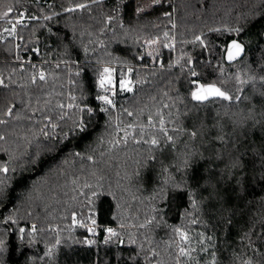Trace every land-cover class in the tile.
<instances>
[{
    "label": "trees",
    "instance_id": "16d2710c",
    "mask_svg": "<svg viewBox=\"0 0 264 264\" xmlns=\"http://www.w3.org/2000/svg\"><path fill=\"white\" fill-rule=\"evenodd\" d=\"M9 8L0 264H264V0H0ZM233 39L246 52L229 64ZM104 64L119 78L134 66L117 110L96 98ZM210 84L234 99L192 98Z\"/></svg>",
    "mask_w": 264,
    "mask_h": 264
},
{
    "label": "snow or ice",
    "instance_id": "6c2138e0",
    "mask_svg": "<svg viewBox=\"0 0 264 264\" xmlns=\"http://www.w3.org/2000/svg\"><path fill=\"white\" fill-rule=\"evenodd\" d=\"M78 7L83 8V7H86V5H78ZM74 10L75 9H66V11H74ZM12 12H13V9L9 8L3 14V16H0V19H3L4 17L9 16ZM9 23L12 26H11L10 29L6 28L5 31L9 32L10 35H14L15 32H16V26L24 23V13H19V16L15 20V22L13 23L12 21H9ZM197 40H200V38L197 37ZM200 42L203 44V40H200ZM243 51H244L243 44L238 42L237 40H232L231 44L229 45V47L227 49V59L229 61H233V60L237 59L238 57H240V55L243 53ZM149 55H151V53H149ZM129 71H131V69H129ZM192 75L195 76L196 73L193 72ZM44 78H45L44 74L41 73L40 74V79L43 80ZM237 79H239V77H237ZM97 83H98L99 89L105 94L104 95H98L96 98L99 101H101L103 103V105L115 107L114 101L112 99V97L116 95V83H115V81L113 79V70L105 67L103 69V71L99 74V78H98ZM241 83H244V81H241ZM0 84H3V80H0ZM119 88H120L121 91H132V80L130 78H121L119 80ZM107 93H111V96L108 95ZM191 95H192V98L194 100L201 101V102L208 100L210 97H217V98H220V99H223V100H227V101H232L234 99V97L229 95L228 92L221 90V88L217 87L215 84H210V85H207V86L199 85L197 87V90L193 91L191 93ZM72 99L75 100L76 98L73 96ZM235 99L239 100L240 97H235ZM61 107H63V105H61ZM68 107L72 108V107H74V105L69 104ZM80 111L81 112L91 113L92 112V108H90V107H82V108H80ZM100 111L107 112L108 108L107 107L101 108ZM11 112H12V109L9 108L8 111H7V115H11ZM128 115L131 116L132 113L128 112ZM4 122L5 121H0V123H4ZM150 123H151V121H150ZM160 123H161V131L165 134V136H167V140L169 142H172V139H173L172 136L168 135V130L163 127L164 121L161 120ZM76 126L81 132H83L87 128V123H86V121H84L81 118ZM52 127L55 128L56 125H52ZM129 127H132V126L129 125ZM41 131H43V129ZM174 131H175V129H174ZM44 134L48 135L47 132H44ZM191 135L195 136L196 133L193 132ZM126 138H127V134L125 136V139ZM0 139H3V137L0 136ZM117 143H119V141H117ZM151 144L155 146V145L158 144V141L155 138H153L151 140ZM8 171H9V168L7 166L0 168V172H3L5 174ZM0 183H2V182H0ZM86 186L90 187V185H86ZM94 195H95V193H94ZM193 204H195L194 201H193ZM92 223L95 224V220H93ZM141 227H143V225H141ZM32 230L35 231V226L34 225L32 227ZM20 231L23 232L24 229H21ZM89 231L91 232V231H93V229L89 228ZM176 231L179 233V235L181 236V238L183 240L186 241L188 239L186 233L180 231V229H177ZM108 232L112 233L113 235L115 234V233H113L112 229H108ZM0 251H2V248H0ZM180 255L181 256H187V255H189V253L186 252L185 249L181 248L180 249ZM213 264H215V261H213Z\"/></svg>",
    "mask_w": 264,
    "mask_h": 264
},
{
    "label": "rangeland",
    "instance_id": "374dc122",
    "mask_svg": "<svg viewBox=\"0 0 264 264\" xmlns=\"http://www.w3.org/2000/svg\"><path fill=\"white\" fill-rule=\"evenodd\" d=\"M19 16V15H18ZM11 28V27H10ZM10 28H7V29H10ZM6 35H10L9 34V32H7L6 33ZM175 43H176V41L174 40V39H171L170 40V42L168 43V47H170L171 45H175ZM16 58H14V60H15ZM175 61L172 63V65H175ZM152 65H154V64H152ZM158 66L159 67H163V60H162V58H160V60L158 61ZM102 67L104 68V67H107V68H109V69H112L113 70V79H114V81H115V83H116V99L114 100V104H115V107H111V106H109L110 108L109 109H114V110H117V108H118V102H119V94H120V88H119V80L121 79V78H119V75H118V68H117V66L116 65H111V64H104V65H102ZM133 67L134 66H132V65H129V66H127V75H125L124 77H122V78H130V76H129V73H131V71L133 70ZM129 69H131V71H129ZM114 71H117L116 73H114ZM131 79V78H130ZM132 89H133V86H132ZM116 102H117V104H116ZM92 221L93 220H90V221H88L87 223H83L82 221H79V220H74L73 219V225L74 226H80V227H83L86 231H87V234H88V236H94V235H92L91 233H90V231H89V228H91L92 226H94V225H96V223L95 224H93L92 223Z\"/></svg>",
    "mask_w": 264,
    "mask_h": 264
},
{
    "label": "built area",
    "instance_id": "2783aa9c",
    "mask_svg": "<svg viewBox=\"0 0 264 264\" xmlns=\"http://www.w3.org/2000/svg\"><path fill=\"white\" fill-rule=\"evenodd\" d=\"M17 18H18V17H17ZM17 18H16V19H17ZM24 20H25V17H24ZM16 48H17V49H21V48H22L21 43L18 42ZM23 52H26V51L23 50ZM16 60H22L23 62H27V63H37V61H34V60H32L31 58H25V56H23V55H19V56L17 55ZM104 68H105V67H104ZM41 73L44 74V71H40L39 74H38L37 76L40 77V74H41ZM114 73H116V71H114ZM107 94L111 96V93H107ZM113 97H114V96H113ZM113 97H112V99H113ZM97 101L100 102V103H102V102L99 101L98 99H97ZM31 227H32V226H31ZM91 228L93 229V231L90 232L92 235H96V234L99 232V227H98L97 225H94V226H92ZM108 229H112V230H113V233L116 232V227H114V226H109V227H107V229H106L108 234H112V233H109V232H108Z\"/></svg>",
    "mask_w": 264,
    "mask_h": 264
},
{
    "label": "water",
    "instance_id": "95a60500",
    "mask_svg": "<svg viewBox=\"0 0 264 264\" xmlns=\"http://www.w3.org/2000/svg\"><path fill=\"white\" fill-rule=\"evenodd\" d=\"M233 40H237V39H233ZM237 41L240 42V43H242V42L239 41V40H237ZM231 42H232V40L229 41V43H228V45H227V49H228L229 45L231 44ZM242 44H243V43H242ZM243 46H244V51H243V53L240 55V57H238L237 59H235V60H233V61H229V60L227 59V49H226V52H225V60H226V62L229 63V64H232V63H234V62L240 60V59L245 55V52H246V46H245L244 44H243ZM196 90H197V89H196ZM211 98H214V97H210L209 99H211Z\"/></svg>",
    "mask_w": 264,
    "mask_h": 264
}]
</instances>
